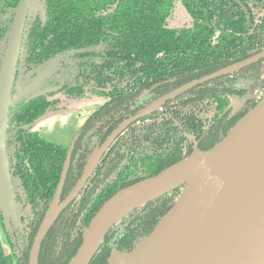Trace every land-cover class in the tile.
I'll list each match as a JSON object with an SVG mask.
<instances>
[{"label":"trees","instance_id":"obj_1","mask_svg":"<svg viewBox=\"0 0 264 264\" xmlns=\"http://www.w3.org/2000/svg\"><path fill=\"white\" fill-rule=\"evenodd\" d=\"M48 17L40 32L30 33L33 58L61 57L62 97L105 102L78 130L62 200L80 180L94 150L118 129L179 86L248 58L264 49V0H47ZM191 23L172 26L179 3ZM46 41L44 51L40 42ZM264 95V58L167 99L162 107L124 127L103 152L79 193L60 211L44 235L38 264H70L84 232L102 205L117 191L188 158L195 146L219 143ZM60 98H34L11 110L7 148L15 146L19 198L32 210L16 237L0 205V264H29L41 223L54 199L69 146L17 129L30 124ZM238 107H235V103ZM23 133V134H22ZM20 143V148L18 144ZM177 187L116 221L89 264H109L113 249L129 251L172 208ZM17 198V196H16ZM23 218V217H22ZM2 227V228H1ZM8 233L6 250L1 229Z\"/></svg>","mask_w":264,"mask_h":264},{"label":"water","instance_id":"obj_2","mask_svg":"<svg viewBox=\"0 0 264 264\" xmlns=\"http://www.w3.org/2000/svg\"><path fill=\"white\" fill-rule=\"evenodd\" d=\"M27 7L28 0H22L0 75V205L8 226L11 218L16 223L18 219L16 196L7 159L6 132L9 105L16 103L30 88H21L11 98ZM263 58L264 49L215 72L188 81L127 119L94 151L78 184L68 197L62 200L75 140L69 148L54 199L36 235L29 264H33L34 254L35 264H38L39 249L44 235L60 211L79 193L91 175L98 162L86 177L85 170L98 149L104 147L101 150V157L124 127L160 108L167 99L181 95L212 79L232 74ZM51 67L50 65L46 72L37 77L33 86L51 71ZM158 103L159 106L156 107ZM186 160L189 162L181 170L187 174L186 183L178 184L154 197L182 187L175 204L159 220L153 231L133 249L129 251L113 249L109 264H264V95L219 143L207 150L195 146L188 158L167 167L153 177L120 189L105 201L86 228L84 241L70 264H89L107 230L134 209L123 211L118 216L114 215L119 208L111 203L119 192L153 182L164 171ZM83 179L84 182L79 186ZM76 189L78 190L74 193ZM58 206L60 209L54 219L45 225L49 211Z\"/></svg>","mask_w":264,"mask_h":264},{"label":"flooded vegetation","instance_id":"obj_3","mask_svg":"<svg viewBox=\"0 0 264 264\" xmlns=\"http://www.w3.org/2000/svg\"><path fill=\"white\" fill-rule=\"evenodd\" d=\"M21 1L22 0H0V75H1L2 67H3V61L5 59L7 52H8V49H9L10 41L12 38V33H13V30L15 29V26H16L18 10L20 8ZM47 17H48V2H47V0H28L27 14H26V19H25V24H24V29H23L22 44H21V48L19 51L18 60H17V64H16L14 80H13V85H12V90H11V98H13V96L21 88H23V87H30V88L28 89V92L25 93L24 96H22L16 103L9 105V114H8L9 115V121H8L7 132H6V135H7L6 143H7L9 138L10 139L14 138L13 137L14 133L10 132V128H14L16 126V124L14 122L11 123V116L10 115H11V110H12V108H14L15 105H17L18 103H21V102H29V101L33 100L34 98H37V97H39V98H48V96L59 97L60 98V102H59L60 106H58L59 108L50 109L49 111H47V112H50V111H55V110L61 109L63 101L67 100V99L62 97L63 96L62 90H61L62 85L60 83H59V85H56L55 87L49 84L50 80H52L54 77L57 78L58 82H61V78H62V74H63V69H62V65H61V57L62 56H57L50 61H48L45 58H42V59L40 58L39 60H37V59L33 58L32 50L30 49V46L28 43V41L30 39V33L34 32V31L40 32L42 27H44L46 22H47ZM40 45H41L42 51H44V49L46 47V41L40 42ZM54 60H56V61H54ZM50 65L52 66L51 71L48 72V74L46 73V75H44L42 78H40L39 82L33 86V83L37 80V77L40 74H43V72H46ZM86 99H88V98H86ZM88 115H87V117H88ZM85 119H84V121H85ZM125 121H123L122 123H124ZM83 122L81 123V125L83 124ZM36 123H37V119L35 121L31 122L30 124L22 126L21 128L17 129V131H18V133H20V129H23V133L24 132H36L40 137L47 139L46 136L42 135L40 132L41 128H43V130H44V126H43L44 124H36ZM122 123L119 126H121ZM81 125H79L78 130H79ZM53 129L56 131L57 126H55ZM77 136H78V134L76 135L75 138L72 139V143L77 139ZM71 145L72 144H70L69 148L71 147ZM6 148H7V145H6ZM18 148H20V143L18 144ZM15 152H16L15 146H13V148L12 147L7 148V159L9 162V167H10V171H11V175H12L15 196H17V198H16V208L17 209L16 210H17L18 223H16L11 218L10 226H8V224H7V226L10 229V231L12 232V235L15 236L14 237L15 240H17L15 230L22 228L21 223H20L21 220H23L24 225H26V223L28 221V216L31 214L32 207H31L30 203H23L24 201L22 200L23 201L22 202L20 200V198L18 197L22 188H21L20 177L18 174H16L17 158L15 157V155H16ZM92 159L93 158H91V160ZM98 160H100V159L98 158ZM90 161H89V163H90ZM97 162H99V161H97ZM89 163H88V165H89ZM86 164H85V166H86ZM85 166H84V169H85ZM84 169H83V172H84ZM85 174H86V170H85ZM82 175H83V173H82ZM16 179H19L20 183L15 184ZM83 182H84V179L80 182L79 186H81V184ZM5 220H6V218H5ZM6 223H7V221H6ZM1 231L3 233V239L6 242L5 246L8 250H10V245L8 243V236L9 235L6 232L5 228L1 229Z\"/></svg>","mask_w":264,"mask_h":264},{"label":"rangeland","instance_id":"obj_4","mask_svg":"<svg viewBox=\"0 0 264 264\" xmlns=\"http://www.w3.org/2000/svg\"><path fill=\"white\" fill-rule=\"evenodd\" d=\"M191 21L192 16L180 2L174 15L171 17L170 24L172 26H180L191 23ZM104 102L105 99L102 97H91L84 100H64L63 104H65L68 108H62L60 113L54 112L52 116L51 114L48 116L46 115L44 118L46 121H42V124H44V130L41 128L40 132L42 135L46 136L47 140L68 147L72 144V139L77 135V130L80 125L79 122L81 120L84 121L88 114ZM238 105L239 104L236 102L235 107H238ZM49 117L50 119L47 120ZM55 126H57L56 131L53 129ZM18 183H20V180L16 179L15 184ZM6 250L8 251L7 248Z\"/></svg>","mask_w":264,"mask_h":264},{"label":"bare ground","instance_id":"obj_5","mask_svg":"<svg viewBox=\"0 0 264 264\" xmlns=\"http://www.w3.org/2000/svg\"><path fill=\"white\" fill-rule=\"evenodd\" d=\"M158 106L159 103L157 104L156 107ZM102 149L97 150L95 155L92 157L93 159L90 161L89 165L86 168L85 177L87 176V174L91 172V170L96 165ZM188 162L189 160H186L185 162H181L177 165L170 167L169 169L164 171L163 174L153 182L143 184L138 188H129L119 192L117 196L113 199L112 201L113 203H111V204H115L119 208L114 213V215L118 216L119 214L123 213V211H128L133 208L141 207L145 205L150 200V198H154L161 192L169 188H172L178 184L186 183L187 174L183 173L181 170L183 167H185L188 164ZM77 190L78 189H76L74 193H76ZM133 196L135 197L133 198ZM59 209L60 207L58 206L49 211L45 225H47L54 219ZM35 260L36 259L34 254L33 264H35Z\"/></svg>","mask_w":264,"mask_h":264},{"label":"crops","instance_id":"obj_6","mask_svg":"<svg viewBox=\"0 0 264 264\" xmlns=\"http://www.w3.org/2000/svg\"><path fill=\"white\" fill-rule=\"evenodd\" d=\"M65 107H66V105L62 103V108H65ZM62 108H61V109H62ZM66 108H68V107H66ZM61 109H59V110H55V111H50V112L45 113L41 118L38 119L39 121L37 120V123H38V124H42V121L44 120V118L46 117V115L48 116V115L51 114V116H52V115L54 114V112L60 113V112H61ZM62 112H63V111H62ZM51 116H50V117H51ZM50 117L47 118V120L50 119ZM83 119H84V118H83ZM44 121H46V120H44ZM82 121H83V120H81V121L79 122L80 125H81Z\"/></svg>","mask_w":264,"mask_h":264}]
</instances>
